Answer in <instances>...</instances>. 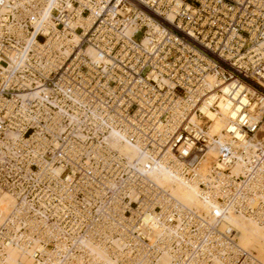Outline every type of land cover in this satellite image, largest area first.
Segmentation results:
<instances>
[{"label":"built area","instance_id":"2783aa9c","mask_svg":"<svg viewBox=\"0 0 264 264\" xmlns=\"http://www.w3.org/2000/svg\"><path fill=\"white\" fill-rule=\"evenodd\" d=\"M263 125L264 0H4L0 264H261L150 171L264 224Z\"/></svg>","mask_w":264,"mask_h":264},{"label":"bare ground","instance_id":"6f19581e","mask_svg":"<svg viewBox=\"0 0 264 264\" xmlns=\"http://www.w3.org/2000/svg\"><path fill=\"white\" fill-rule=\"evenodd\" d=\"M3 9L4 0H0V12H2ZM222 114L223 115L220 117H214L212 113H208V116L213 118L212 128L215 132H219L226 123L225 114ZM262 129L264 130V125ZM262 136L264 137V133ZM113 146L127 157L133 158L139 156L136 147L128 142L113 143ZM139 159L144 163L147 161L144 156H141ZM150 176L158 185L166 188V190H168V192L180 203L194 211L204 214L208 220L214 221L217 228L229 238L233 239L237 246L244 252L252 255L259 263L264 264V256H260L261 254L264 255V224L259 218H255L244 211H235L229 207L217 206L216 203L202 197L195 184L184 183L175 174L165 169L154 168L150 171ZM260 196L262 195L254 194L249 199V205L254 207ZM262 200H264V196H262ZM13 203V197L8 192L0 189V217L8 212ZM243 219L249 221L251 227H247ZM249 247L255 249L262 258L260 259L257 255H254L253 252L246 249ZM7 257L10 262L27 260V257L22 255L15 247L7 249ZM168 260L169 258L167 255H163L160 258L162 264H167Z\"/></svg>","mask_w":264,"mask_h":264},{"label":"rangeland","instance_id":"374dc122","mask_svg":"<svg viewBox=\"0 0 264 264\" xmlns=\"http://www.w3.org/2000/svg\"><path fill=\"white\" fill-rule=\"evenodd\" d=\"M141 36H142V33L140 32V33H138L137 35H136V39H140L141 38ZM244 220V219H243ZM246 223H244L247 227H251V223H249V221H247V220H244ZM251 247H249V248H246L247 250H250L251 252H253L254 253V255H257L260 259L262 258V257H260V256H264L263 254H261L260 256H259V254L257 253V251L255 250V249H253V248H251ZM255 250V251H254Z\"/></svg>","mask_w":264,"mask_h":264}]
</instances>
